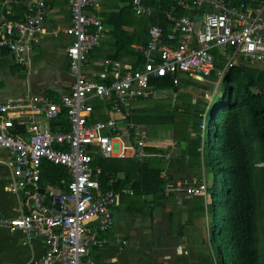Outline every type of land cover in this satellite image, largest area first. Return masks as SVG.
Wrapping results in <instances>:
<instances>
[{"label":"built area","instance_id":"2783aa9c","mask_svg":"<svg viewBox=\"0 0 264 264\" xmlns=\"http://www.w3.org/2000/svg\"><path fill=\"white\" fill-rule=\"evenodd\" d=\"M99 1L69 0L64 32L71 38L66 54L74 79L67 92L57 98L46 94L0 98V150L10 157L11 191L23 200L20 214L0 223L10 232L42 238L46 248L30 264H95L92 246L100 247L99 235L113 227V208L122 196L133 195L129 186L103 190L98 160L132 158L142 163L149 155L148 131L133 122L130 111L134 100L159 95L150 83L153 79L170 76L178 85L182 75L209 76L217 62L215 51L226 61L218 76L234 59L264 66V2L252 6L243 1L177 0L163 11L170 31L158 24L149 26L137 64L105 59L101 70L88 74L89 56L108 32L91 10ZM14 3L3 0L0 49L16 64L27 65L50 4L28 0L24 19L15 21L8 15ZM131 6L137 16L156 12L146 0H131ZM49 165L66 170L61 187L41 185ZM160 177L165 179V195L174 192L178 200V195H201L205 190V184L185 177L175 185L165 171Z\"/></svg>","mask_w":264,"mask_h":264},{"label":"trees","instance_id":"16d2710c","mask_svg":"<svg viewBox=\"0 0 264 264\" xmlns=\"http://www.w3.org/2000/svg\"><path fill=\"white\" fill-rule=\"evenodd\" d=\"M24 1L15 0L16 3L8 13L11 19H24ZM121 1L116 13L105 15L112 26L113 54L110 57L119 60L128 55L132 57L133 64H137L139 57L135 48L148 42L149 26L158 24L165 31L170 28L163 11L177 0H160L159 3L157 0H146L156 9L151 16H137L132 10L131 0ZM241 1L246 2H230L237 4ZM2 6L3 0H0V13ZM129 24L134 26L133 32L123 28ZM214 53L217 56L215 70L209 76L200 75L204 83L194 82L189 77L198 74L180 77L178 85L172 83L170 76L153 79L151 85L171 90V94H166L164 98L167 101L162 106L157 105L151 112L134 109L131 118L133 122L148 126L151 130H172L173 143L180 149L182 158H187V163L182 165L183 170L198 165L199 160L203 159L210 172V184L205 188L207 204L202 202L201 195H194L185 201L188 208L182 211L186 214V224L192 223L194 213L208 211L209 252L197 260H190L182 253L183 256L178 255L174 264H264V66L239 63L229 66L222 76H218V72L225 69L226 61L217 51ZM220 77L222 94L208 111L206 103L191 93L183 92L173 99V95L181 88L210 89L212 83ZM173 102L174 107L169 108ZM202 115L204 120L201 125L198 119ZM190 120L198 122L202 128L196 138L186 132L184 125ZM150 133L148 129V136ZM149 141L147 152L151 150L148 147ZM115 160H128L130 163L119 164ZM98 163L103 190L119 191L129 186L133 189V195L142 196L143 199L151 198V201L144 200L145 207L139 209V212L147 208L150 211L165 208L168 204L177 207L180 203L174 192L168 195L164 193L165 179L160 177L164 165L159 158L147 156L142 163L133 159L110 158L99 159ZM216 168L217 174L214 173ZM164 169L168 181L174 184L184 177L178 174L182 170L179 166L175 172L170 167ZM57 170L59 168L49 165L42 177L51 173L48 174L49 180L55 184L58 177L53 176V173ZM110 180H114L113 185L109 184ZM217 185L223 187L221 197ZM126 196L131 195H124L123 198ZM178 231V235H181V226Z\"/></svg>","mask_w":264,"mask_h":264},{"label":"crops","instance_id":"0c3cea01","mask_svg":"<svg viewBox=\"0 0 264 264\" xmlns=\"http://www.w3.org/2000/svg\"><path fill=\"white\" fill-rule=\"evenodd\" d=\"M103 1L105 0H100L91 10L100 16L108 32L101 46L94 49L89 56L85 66V71L88 74L92 70H101L103 60L112 59L110 56L113 54V42L111 43L109 38L112 34V26L107 22L106 16L113 12L116 13L121 5L119 3L118 6L114 4L102 6ZM245 1L252 6L264 2V0ZM27 2L28 0L24 1L25 8ZM48 2L50 9L44 20L43 31L38 35L37 42L30 52L27 65L16 64L8 52L0 49V62H3V65L0 63V98L29 94H46L57 98L62 93L67 92L73 82L74 75L70 71L69 58L66 54V47L70 44L71 38L64 32L70 18L69 0H48ZM123 28L128 32L134 31V26L131 24L124 25ZM166 31L169 32L170 28L168 27ZM135 49L138 54V48ZM137 56L139 57V54ZM119 61L124 64H133L132 57L128 55L123 56ZM7 84L10 85L9 88L6 87ZM160 94H171V90L169 93V90L165 89V93ZM157 97L159 98V96ZM157 97L148 99H156ZM136 100L132 103L131 117L134 109H136ZM95 108L103 111L100 105H96ZM107 114L113 116L112 112ZM100 115H102V112ZM104 116L106 115L104 114ZM142 126L144 127V125ZM144 128L147 131L149 129L151 132L150 128L146 126ZM9 161L10 157L7 152L0 150V219L17 217L23 203L21 197L11 191L10 181L13 173L8 164ZM57 171L53 173V176L58 177L55 184H52V180H49L50 176L48 174L51 173L45 172V177L41 179V185L43 187H61L60 181L67 177V173L64 168H59V171ZM25 209V206H23V211ZM132 227L125 235L116 231L114 225L107 232L101 233L98 237L101 246H92L90 250V257L95 264H145L144 258L140 256V248L137 247L139 243L134 236L135 230ZM45 248L42 238L32 234L28 235L23 231L10 232L6 226L0 223V264H30L41 256Z\"/></svg>","mask_w":264,"mask_h":264},{"label":"rangeland","instance_id":"374dc122","mask_svg":"<svg viewBox=\"0 0 264 264\" xmlns=\"http://www.w3.org/2000/svg\"><path fill=\"white\" fill-rule=\"evenodd\" d=\"M157 2L159 3L160 0H157ZM119 3L121 5L122 1L105 0L102 2V6L107 4H114L115 6H118ZM109 38L112 43V34H110ZM140 47L141 46L137 48L139 49ZM232 61V65H237L239 63L250 65L238 59H234ZM0 63L1 65H3V62ZM254 65L262 67L261 65ZM184 76L187 75H182V77ZM189 77L194 82L204 83V79L200 75H189ZM220 79L221 77L213 82L210 89L207 90H205L204 88L196 87L181 88L173 95V99L180 93H191L193 96L200 98L203 102L206 103V109L208 111L209 107L212 106L215 103L216 99L222 94L219 87ZM6 87L9 88L10 85L7 84ZM157 89L160 94L165 88L162 89L161 86L157 85ZM157 96H159V98ZM157 96L156 99L153 98L136 100V108L145 109L146 112H151L152 110H154V108L157 107V105L162 106L167 101V99L164 98L165 95L160 94ZM174 105L175 103L173 102L171 107L169 108L174 107ZM203 120L204 116L202 115V117L198 119V121H201V125L203 123ZM184 126L187 129L186 132H189L190 136L195 138L197 137V134L202 130V128L199 127L198 122H193L192 120L188 121ZM173 136L174 132L172 130H151L150 141L148 143V147L151 148V150L148 151V158H159V160L162 162V165H164V168L170 167V170L172 169V171L175 172L177 166H179L181 169L183 168L182 165L185 162L187 163V158H182L180 149L177 147L176 143H173ZM202 143L203 142H201V145ZM199 149H201V146L199 147ZM164 155H169L168 159L164 158ZM216 157H218L217 154ZM114 162H117L119 164L130 163V161L128 160H115ZM170 163L172 165H170ZM164 168L163 171L166 172V169ZM217 172L218 169L216 168L214 173L217 174ZM178 174L180 176L184 175V177L188 176V178H190L191 180H195L198 183L205 184V188L206 186L208 187V184H210V172L207 171V167L205 166L203 159L199 160L198 165L189 167L187 171L182 169ZM205 190L204 193L201 194V196L202 202L204 204H207L208 196ZM218 194L220 197L222 196V186L219 187ZM178 196L180 200L179 202L181 203H179L177 207H173L171 206V204H168L165 208H158L154 211H150V209L147 208L143 212H139V209L145 207L143 206V202L145 199H147V201H151L150 197H144L143 199L141 198L142 196L139 195H131L124 198L122 196L120 204L113 209L114 229L116 231L124 233L125 235L133 226L132 228L133 230H135L134 236L139 243L137 247L140 248L139 253L140 256L144 258L145 261H143L145 264H174L175 260L179 256H181L182 253L190 260H197L198 258L200 259L205 256L209 252L208 229L210 226V220L208 211L205 210V212L194 213L192 216V223L186 224V214L182 211L188 208V204H186L185 201L188 198L193 197V195L183 196L181 194ZM178 206L180 207L178 208ZM179 226L182 227L181 235H178Z\"/></svg>","mask_w":264,"mask_h":264},{"label":"water","instance_id":"95a60500","mask_svg":"<svg viewBox=\"0 0 264 264\" xmlns=\"http://www.w3.org/2000/svg\"><path fill=\"white\" fill-rule=\"evenodd\" d=\"M169 93H170V90H169Z\"/></svg>","mask_w":264,"mask_h":264}]
</instances>
